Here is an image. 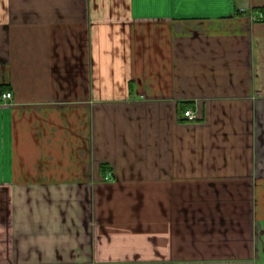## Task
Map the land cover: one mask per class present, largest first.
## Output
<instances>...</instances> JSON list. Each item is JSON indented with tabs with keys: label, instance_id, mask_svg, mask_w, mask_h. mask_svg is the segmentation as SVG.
<instances>
[{
	"label": "crops",
	"instance_id": "crops-1",
	"mask_svg": "<svg viewBox=\"0 0 264 264\" xmlns=\"http://www.w3.org/2000/svg\"><path fill=\"white\" fill-rule=\"evenodd\" d=\"M260 14L0 0V264H264Z\"/></svg>",
	"mask_w": 264,
	"mask_h": 264
},
{
	"label": "built area",
	"instance_id": "built-area-1",
	"mask_svg": "<svg viewBox=\"0 0 264 264\" xmlns=\"http://www.w3.org/2000/svg\"><path fill=\"white\" fill-rule=\"evenodd\" d=\"M255 19L257 21H261L264 19L263 14H260L258 16L255 17ZM5 99H11L12 98V94L11 93H7L4 95ZM185 118L187 119V121L189 122H196L199 120L200 116L197 112L193 111L192 109H188L185 113H184Z\"/></svg>",
	"mask_w": 264,
	"mask_h": 264
},
{
	"label": "rangeland",
	"instance_id": "rangeland-1",
	"mask_svg": "<svg viewBox=\"0 0 264 264\" xmlns=\"http://www.w3.org/2000/svg\"><path fill=\"white\" fill-rule=\"evenodd\" d=\"M256 16H258V15H256ZM256 16L253 17V19H254L255 21H257V20L255 19Z\"/></svg>",
	"mask_w": 264,
	"mask_h": 264
},
{
	"label": "trees",
	"instance_id": "trees-1",
	"mask_svg": "<svg viewBox=\"0 0 264 264\" xmlns=\"http://www.w3.org/2000/svg\"><path fill=\"white\" fill-rule=\"evenodd\" d=\"M183 110L185 109V108H182Z\"/></svg>",
	"mask_w": 264,
	"mask_h": 264
}]
</instances>
